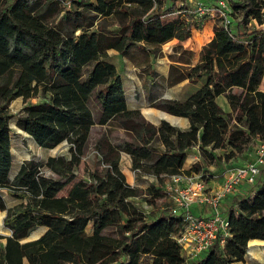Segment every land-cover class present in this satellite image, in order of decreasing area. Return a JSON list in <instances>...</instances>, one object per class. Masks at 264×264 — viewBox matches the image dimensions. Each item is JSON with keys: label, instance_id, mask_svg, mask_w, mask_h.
Masks as SVG:
<instances>
[{"label": "trees", "instance_id": "16d2710c", "mask_svg": "<svg viewBox=\"0 0 264 264\" xmlns=\"http://www.w3.org/2000/svg\"><path fill=\"white\" fill-rule=\"evenodd\" d=\"M14 0L0 7V210L10 235L0 234V264H234L247 259L249 241L264 240V181L228 211L229 235L196 260H186L174 238L182 218L163 201L158 184L130 185L121 167L122 153L139 179L199 173L201 164L184 168L196 147L207 163L232 160L264 142V0H227L242 18L231 22L216 14L213 31L203 27L207 14H191L173 0ZM187 18L177 24L176 12ZM251 19L263 25L249 28ZM198 34L203 60L188 74L200 85L183 99L163 98L151 106L188 118L182 130L167 120L154 124L127 104L121 73L109 51L126 55L132 48L156 54L177 39ZM188 39V40H187ZM171 80L170 83H174ZM224 96L230 110L218 102ZM25 105L16 125L44 148L62 142L68 156L45 162L25 160L12 176L10 103ZM96 163L88 179L75 169L87 152L92 130ZM122 137L116 140L115 134ZM216 150L222 154L217 155ZM45 169L50 174L45 173ZM70 186L66 194L60 192ZM4 189L17 203L7 206ZM162 207L148 213L136 201ZM162 200V202H160ZM46 231L26 240L38 227Z\"/></svg>", "mask_w": 264, "mask_h": 264}, {"label": "rangeland", "instance_id": "374dc122", "mask_svg": "<svg viewBox=\"0 0 264 264\" xmlns=\"http://www.w3.org/2000/svg\"><path fill=\"white\" fill-rule=\"evenodd\" d=\"M5 1V5L12 3L14 0H0V7L2 2ZM173 0H166V6H169ZM178 6H182L183 3H186L188 10L191 14L199 17L203 14H207L208 17L205 19L203 27L207 24H210L212 32L213 26L216 19V14L219 13L223 15L226 19V22H231L232 27H236V22L242 18V13L238 9H234L228 3L227 0H176ZM177 24L180 28L186 27L187 18L181 12H176ZM263 25L257 23L256 20L251 19L249 22V28H262ZM201 29L191 26V36L185 43H179L176 39L168 41L160 46V49L153 56L147 51L135 49L130 57H123L118 51L110 50L109 60L115 63L121 74L123 75L125 88L128 94V103L130 107L140 108L143 115L151 119V111H157V108L150 107L153 97L150 95L152 84L159 95L166 97H178L184 95L190 88L193 86L188 79V74L191 71L192 63H199V57H203V47L205 45L213 46L215 40L208 42L206 40L200 42L199 35L193 34V28L197 31H202ZM129 56V54H128ZM199 60V62H197ZM171 80H175L174 83H170ZM157 94V95H158ZM153 95H155L153 93ZM40 101V98H32L27 101H24L21 97L13 100L9 105V110L11 114L10 126H11V150L13 154V167L11 175L13 176L20 168L21 164L28 159H35L38 162H45L50 156L57 155H66L70 154L69 145L67 142H62L54 148H44L39 146L36 141L25 131L21 130L16 125L17 116L21 112L22 108L31 103H37ZM219 103L224 108L225 111H229L224 97L219 98ZM151 117V118H150ZM101 131L100 126H95L91 133V138L89 146L87 148L86 154L82 158V163L78 168L75 169V174H77L76 179L84 178L88 179L87 171L92 170L96 163L95 151L93 149V144L96 138L99 137ZM119 137H122L121 133H116L115 138L119 140ZM217 155L222 154L221 150H216ZM190 154L194 156L198 155V149L190 151ZM200 154V153H199ZM193 156V158H194ZM191 158V156H190ZM256 158V148L251 152L238 156L232 160H225L222 158L216 159L212 163H207L203 157L198 155L194 158V163L192 165L199 163L201 164L200 174L212 176L213 179L219 180L221 175L226 168L231 166H236L242 164L246 161H250ZM131 159L126 153H122L121 157V167L125 171V176L128 180H134L133 186H138L142 189H146L152 184H158L160 188H164L165 184L168 182V177H164L163 180L157 183V179L153 175H145L139 179L136 178V174L130 168ZM127 168L129 170H127ZM46 174H50L48 169H45ZM264 178V165L261 166V173L257 178L258 181L251 186H249L253 191L261 184V179ZM70 186H67L63 189L60 194H66ZM243 187V186H242ZM241 187V188H242ZM248 187V185L246 186ZM240 190V189H239ZM249 191V190H248ZM4 198L6 200L7 206L11 207L17 203V201L8 195L7 191L4 189ZM239 196H233L230 200L233 203L235 200L240 199L242 196H245L242 192L239 191ZM136 201L139 202V205L148 213H157L158 215L162 213V205L158 207L149 206L148 203L143 197L136 198ZM163 201H166L170 206L172 205V200L170 196H166ZM162 202V200H160ZM232 205V204H230ZM6 215V211L0 210V234L4 236L10 235V230L4 226L3 220ZM40 230L33 233L32 236L40 234ZM5 238H0V245L5 243ZM264 252V249L261 248ZM262 261V260H261ZM259 262V261H258ZM257 264H264L262 263Z\"/></svg>", "mask_w": 264, "mask_h": 264}, {"label": "built area", "instance_id": "2783aa9c", "mask_svg": "<svg viewBox=\"0 0 264 264\" xmlns=\"http://www.w3.org/2000/svg\"><path fill=\"white\" fill-rule=\"evenodd\" d=\"M62 3L70 8L73 0H63ZM263 165L264 142H261L256 148L255 159L226 168L222 173V182L213 189L208 190L211 177L200 173H180L168 177L164 189L172 200L170 211L182 218L181 229L174 238L186 260L199 259L216 243L223 245L226 242L230 206L227 208L224 205L225 200L242 186L254 185ZM194 204L204 206L206 213L195 214Z\"/></svg>", "mask_w": 264, "mask_h": 264}, {"label": "crops", "instance_id": "0c3cea01", "mask_svg": "<svg viewBox=\"0 0 264 264\" xmlns=\"http://www.w3.org/2000/svg\"><path fill=\"white\" fill-rule=\"evenodd\" d=\"M175 39V38H174ZM173 40V39H171ZM169 40V41H171ZM177 40V39H176ZM178 41V40H177ZM168 42V41H167ZM178 42H182V41H178ZM166 43V42H165ZM164 44V43H163ZM137 49V48H132L126 55H122L123 57H130V54L133 53V51ZM110 52V51H109ZM119 53V52H118ZM129 54V56H128ZM154 56V54H151ZM199 60H203V57H199ZM199 60L197 62H199ZM195 65V63H192L191 66ZM117 66V65H116ZM118 68V66H117ZM119 70V68H118ZM120 72V70H119ZM121 73V72H120ZM122 75V74H121ZM122 78H123V75H122ZM189 79V78H188ZM124 81V79H123ZM190 81V80H189ZM190 83H192V87L190 88L189 91H187L184 95L182 96H178V97H166V96H163V95H159L158 94V91L155 90L154 88V85L152 84V88H151V91H150V95L153 97L152 101H156V100H159V99H163V98H173V99H183L185 98L188 94H190L191 92H193L194 90L197 89V87L201 84L200 81L197 82V83H193L190 81ZM124 86H125V83H124ZM260 88L262 90H264V78H263V81L260 85ZM126 89V88H125ZM153 93L155 95H153ZM158 94V95H157ZM220 97H224V96H220ZM218 97V102H219V98ZM126 99H127V104L128 106L130 107L129 103H128V94H127V90H126ZM224 99L226 100V98L224 97ZM227 102V100H226ZM227 105L229 107V104L227 102ZM150 107H153L151 105H149ZM130 108H136V107H130ZM140 109V108H139ZM156 109V107H155ZM230 109V107H229ZM141 110V109H140ZM142 112V111H141ZM143 114V113H142ZM151 116H153L151 119H148L146 118L147 120H149L150 122L154 123V124H159L162 120H167L168 122H170L172 125L182 129V130H187L189 129L190 127V122L188 120V118L186 117H183V116H178V115H174V114H171V113H168L164 110H161V109H158L157 108V111H151L150 112ZM192 150H197V148L194 146L192 147L190 150H189V154H188V157L185 161V165H184V168L186 169H189L191 166H192V163H194V158L198 157L199 154V151H198V155L194 156L193 154H190V151ZM128 155V154H127ZM129 156V155H128ZM191 156V158H190ZM194 156V158H193ZM130 157V156H129ZM123 170V169H122ZM127 170H129L127 168ZM123 172L126 173V170ZM17 173V172H16ZM15 173V174H16ZM124 173V174H125ZM223 173V172H221ZM14 174V175H15ZM13 175V176H14ZM222 175H221V178L219 180H216V179H213L212 177L210 178L209 180V188L208 190L210 189H213L215 188L218 184H220L222 182ZM134 180H128V182L130 184L133 183ZM264 181V178L261 179V183ZM247 185H244L242 188H240V190L236 191L235 194H232L230 196H228L225 200V203L224 205L228 208L229 206H231L230 204H234L235 201L233 203L230 202V200L232 199L231 197H235V196H239V191L242 192L243 194L247 195V194H252L253 193V190L248 186L246 187ZM252 187V186H251ZM249 190V191H248ZM193 211L195 214H198V215H202V214H205L206 213V208L200 204H194L193 205ZM38 230H40V234H37L35 236H32L33 233L37 232ZM46 231V227L44 226H40L38 227L37 229H35L30 235L29 237L26 239V240H32V239H36L38 237H40L44 232ZM261 248L264 249V240H260V239H253L251 241H249V245H248V251H247V259L244 261V262H235L234 264H257V263H262V261H264V252L261 250ZM262 260V261H261ZM259 261V262H258Z\"/></svg>", "mask_w": 264, "mask_h": 264}]
</instances>
